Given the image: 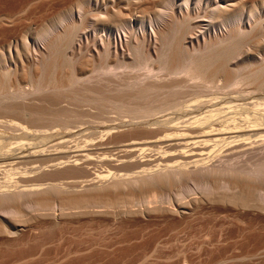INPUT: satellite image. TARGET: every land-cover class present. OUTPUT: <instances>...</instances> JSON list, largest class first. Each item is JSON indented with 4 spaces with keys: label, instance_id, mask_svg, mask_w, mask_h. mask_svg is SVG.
<instances>
[{
    "label": "rangeland",
    "instance_id": "1",
    "mask_svg": "<svg viewBox=\"0 0 264 264\" xmlns=\"http://www.w3.org/2000/svg\"><path fill=\"white\" fill-rule=\"evenodd\" d=\"M216 1L220 0H0V74L2 75L8 69L13 70L14 66L10 58L15 55L14 47L16 45L21 51V57L18 60H21L23 66H27L31 56L33 57V51L36 50V35L51 28L60 17L72 11L76 12L79 7L82 8L80 10L82 16L79 19L77 16L73 17L78 21V27L64 51L63 61L71 60L72 53H76L79 48L95 49L102 41L116 35V32L120 34L122 40L123 36L129 37L131 32L138 35L148 34L152 27L141 26L147 25L150 20L155 19L159 10L169 3L168 6H172L171 8L176 12H179L180 8L183 11L187 8L190 12H198L199 15L206 16V11ZM227 5H230L235 12L243 13L244 21L255 12L262 18L261 25L247 28L238 41L230 46L227 55L221 53L214 58L216 60L226 55L223 57L225 67L229 69L243 68L264 56V0H228ZM108 11L114 14V19L103 23L104 13ZM126 20L131 22V27H119ZM199 20H202L201 25L192 27L190 34L188 33L187 38L185 37V43L201 39L202 35L210 31L211 28L207 27L208 19L199 18ZM133 25H139V27H133ZM26 46L30 47L27 48L30 49L28 51H31L30 53L27 52ZM87 59L90 60L86 56L77 64L64 63L63 69L61 72L59 71L58 75L59 79L61 78L60 81L66 79L64 81L67 84L69 75L75 71L78 78H82L83 81L88 77L91 78L87 79L93 81H90V87L80 84L82 86L74 85L75 87L65 88L64 91L68 89V92L65 91V93L57 94L58 92H56L31 96L25 101L20 99L5 100L8 104L6 107H21L22 105L28 108L32 114L28 121L18 118L14 121L33 130L52 128L50 134L42 141L43 144L49 142L51 145L57 144L58 138H53L64 136L71 130L75 134L74 139L72 138L73 143H76V140L79 146L87 145L89 142L86 141L91 139L92 143L87 146L100 143L104 148L109 141L123 142L131 136H138V133L132 132L133 134L130 133L129 136L126 133V137L122 134L123 136L120 135L115 139L113 138L117 136H113L110 140L109 135L98 132L95 124L101 123V120L102 122L107 120V124H117L122 119L123 121L127 120L125 118H128L130 114L140 115L152 108L156 111L163 110L159 115L164 113L166 115L167 111L173 109L169 114L167 112V116L174 122H178L175 118L179 112L171 107L178 100H184V105L186 103L193 105L196 98L211 101L207 103L206 107L200 108L198 105L191 107V104L190 107H187L188 104H186L189 116L179 119L180 121L191 118L190 121L193 122L197 118L200 119L206 114H210L213 109L215 111L212 113V120H226L229 117L242 119L244 115L240 114L246 110L240 107L263 108L258 104L264 102V93L256 90L254 86H248L242 90L233 88L231 84L227 83V76L224 73L219 75L218 81L213 87H206L183 77L160 75L156 80L143 79L142 77L146 73L144 71L135 74L132 72L131 76L125 74L128 76L125 78L123 73L129 71L118 70L119 72L123 71L122 74H119L118 71L116 74L123 75L122 78L120 77L122 80L126 79L123 82L115 75H112V78L115 79L110 78L111 75H101L99 69L96 68L97 72L93 68V62L90 63L91 61L89 62ZM108 61L112 63L113 57L108 58ZM17 68L19 69L21 66L17 65ZM95 73H99V76ZM63 76L64 78H62ZM129 77L132 78V82L136 81L132 89L119 95L113 93L114 97L120 98L123 102V106L117 109L108 102L113 97L111 90L115 85L122 86L130 82L131 78L129 79ZM101 78L103 81L99 80ZM116 80L121 83H117ZM30 83L29 72L19 69L18 73L5 79L3 88H7L2 90V94L6 97L11 93H17L22 88L25 91L28 88L31 90L32 84L30 85ZM66 84L67 87L68 84ZM58 101H61L60 105ZM216 111L217 114H215ZM4 113L10 112L1 111L0 115H4ZM194 117L197 118L194 119ZM81 119L83 120L81 121ZM74 121L78 123L75 124ZM79 121L81 122L79 123ZM79 127H83L80 129L82 132H78ZM53 131L55 132L52 133ZM104 135L105 137H102ZM0 137L14 146L26 143V138H29L24 132L13 131L3 125H0ZM85 138L86 141H84ZM257 152L258 150L253 151V153ZM216 154L209 156V161L205 160V162L211 164L214 155L218 157ZM103 155L101 156L103 157ZM93 156L89 160L91 163L88 161L87 164H84L85 166L90 165V167L86 168L84 165L80 166L81 168L78 167L81 171L72 166H63L60 171L59 169L51 170L48 167L49 163H46L48 169L42 165L45 171L44 174H38L41 182L37 183L48 184L59 177L61 179L66 177L62 180L63 183L67 179L78 182L81 180L83 183L80 181V187L76 189L85 190L87 188L83 189V187L89 184L84 182L85 179L86 181L88 179L96 180L94 174H104L109 169L107 163H118L113 156L107 160L106 157L109 156L106 155H104L105 158L99 154H96V157ZM243 163L240 162L236 166L241 167L245 164ZM254 163H257V157L249 158L246 162V164ZM103 165H106V170ZM128 167L120 168L122 172L119 170L118 173L127 172L133 166ZM133 170L136 171V169ZM109 171L113 173L116 170ZM29 176L33 175L29 174ZM111 177L114 179L113 174L107 178L108 182L112 181ZM59 179L56 181L58 182ZM92 182L95 183V181ZM99 182L95 185L101 184ZM188 184L191 185V183ZM177 187H169V191L167 188L163 191L155 189L153 192L149 191L147 197L140 193V197H136L138 201L135 200L129 208L120 207L111 210L112 212L95 208L87 210V212H74L68 216L69 214L64 215L66 212L56 206L51 212H47L48 215L46 212V215H43L44 213L38 216H36L37 214L26 215L24 220L27 221L23 220L24 223H20V227L14 233H0V264H264V210L258 208L259 206L256 207L259 203L256 204L254 200L255 202L251 203L254 206H235L218 200L214 201L215 199L209 200L208 197L202 195L201 189L194 186L191 187L190 192L186 193L180 191L182 188ZM92 192L89 191V193ZM94 192L97 193L96 190ZM180 192L182 195H178Z\"/></svg>",
    "mask_w": 264,
    "mask_h": 264
},
{
    "label": "bare ground",
    "instance_id": "2",
    "mask_svg": "<svg viewBox=\"0 0 264 264\" xmlns=\"http://www.w3.org/2000/svg\"><path fill=\"white\" fill-rule=\"evenodd\" d=\"M227 3L228 0L214 2L208 10L206 9V16H201L198 12H190L187 8L184 11L180 8V11L176 12L171 8L172 6H168L169 3L159 10L155 19L150 20L147 25L143 24L141 26L152 27L148 34L138 35L131 32L130 38L123 36L124 39L122 40L120 34L116 32V35L102 41L95 49L79 48L76 53H72L71 60L63 61L64 51L78 27V21L74 20L73 17L77 16L79 19L82 16V11H80L82 8L79 7L76 12L72 11L60 17L51 28L36 35V50L34 49L33 57L31 56L27 66H23L21 60H18L21 57V51L17 48L18 45L14 47L15 55L13 58L10 56V61L14 66L13 70L8 69L2 75L0 74V112H10L0 115V125L13 131L20 130L29 138H26V143L14 146V144L0 137V233L12 234L20 227L19 224L23 222L26 215L37 214L36 216H38L43 213V215H46L56 206L66 212L64 215L69 214L68 216L74 212H87V210L95 208L110 211L120 207L129 208L135 200L138 201L136 197H140V193L142 196H146L149 191L153 192L155 189L163 191L165 188L168 190L169 187L174 186L182 188L180 191L184 193L190 192L189 190L194 186L201 189L202 195L208 197L209 200L215 199L214 201L218 200L235 206H254L251 203L255 200L256 204L259 203V205L255 204L256 207L259 206L258 208L264 210V102L258 104V106H263L262 109H256L253 106L251 108L240 107L246 110L240 114L244 115L242 119L229 117L226 120H212V113L215 111L213 109L210 114H206L207 116L205 115L200 119L194 117L197 121L193 118V122L190 121L191 118L180 121L181 118L189 116L185 105L188 104V107L191 103L184 105V100H178L173 105L170 104L172 108H175L174 110L180 113L176 115V118L174 117L178 122H174L167 116L168 111L166 115L165 113L159 115L163 110L156 111L152 108L147 109L140 115L128 114V118H125L127 120L116 121L117 124H107V120L103 122L101 120V123L95 124L99 130L97 131L109 135L110 140L113 136H117L113 138L115 139L122 134L126 137V133L127 136L130 133L133 134L132 132L138 133V136H131L123 142L106 139L109 143L106 141L107 144L105 143L106 147L104 148L101 147L103 144H94L95 140H93L94 145L87 146L92 143L90 138V141L84 139V141L89 142L86 143L87 145H82L85 147L79 146L76 140V143H73L72 138L75 134L71 130L64 136L53 138H58L57 144L51 145L50 142L43 144L42 141L50 134L52 128L33 130L24 127L14 120L18 118L19 120L26 121L27 119L28 121L32 115L28 108L22 105L21 107H6L8 105L6 101L9 100L20 99L25 101L31 96L56 92H58L57 94L65 93L69 87L79 86L80 84L90 87V81L92 80L87 79L91 78L85 79L83 77L85 79L83 81L82 78H78L75 71L69 77L66 76L68 77V85L64 81L66 79H62L64 82L60 81L61 78L59 79L58 75L59 71L61 72L63 69L64 63L77 64L86 56L90 58L87 61L93 62L95 70L96 68L99 69L101 75H111L110 78H112V75L117 78L118 70L129 71L123 73L125 78H128L127 74L133 75L132 72L135 74L144 71L146 77L143 76V79L156 80L160 75H167L183 77L206 87H213L218 81L219 75L224 73L227 76V83L231 84V87L242 90L245 87L254 86L256 90L264 93V56L243 68L229 69L225 67L223 62V57L228 54L230 46L238 41L247 28L261 25L262 18L255 12L249 15L247 19L245 18L246 21H244L243 13L235 12ZM104 16L103 23L114 19V14L109 11L104 13ZM199 18L208 19L207 27L211 28L210 31L202 35L201 39L185 43V37L188 33L190 34L192 27L201 25L202 20H199ZM119 27H131V22L126 20ZM133 27H139V25H133ZM24 44L23 40V46ZM28 47L26 46L27 52L30 50L27 49ZM221 53L226 55L214 60ZM111 56L113 57L112 63L108 61ZM17 65L21 66L19 68L21 71L29 72L30 85L32 84L30 87L32 88H30L31 90L26 89L27 91L22 88L17 93L11 94L7 91L9 95L5 97L2 94V90L7 88H3L5 79L18 73ZM120 72L119 74H122ZM99 73H95V75L99 76ZM118 77L122 78L123 75ZM102 78L99 80L103 81ZM116 81L121 83V81ZM135 83L136 81L132 82L131 78L130 82L122 86L115 85L117 87L111 90L112 95L113 93L123 94L125 91L132 89ZM65 88L68 89L64 91ZM108 102L117 109L123 106L121 99L114 97V95ZM210 102L208 99L198 100L196 98L191 107L194 105H198L199 108L206 107L207 103ZM60 103L61 101H58L59 105ZM100 114L102 115V113ZM215 114H217V111ZM83 125L85 126V124ZM81 128L83 127L78 128V132L81 131ZM93 133L95 132L93 131ZM105 135L102 137H105ZM99 140L102 142L101 139ZM255 150H258V152L253 153ZM214 153H217L216 156L218 157L214 155L213 159H218L213 160L211 164H207L208 162H205V160L209 161V156ZM96 154L109 156L106 157V160L113 156L118 161L117 164L107 163V165L109 164L107 174H105V171L104 174H94L96 180L98 179L97 182H101V184L98 183L99 185H95L96 180L88 179L86 181V179H82L89 184H85L86 187H83V189H87L81 190L83 191L81 192L76 189L80 187L79 182L81 180L78 182L77 180L69 181L67 179L68 182L64 181L63 183L62 180L66 178L64 175L62 176L63 179L58 176L61 179L60 181L57 178L59 179L58 182L55 179L48 184L37 183L41 182L38 174H44L45 171L42 165L46 166L49 163V166H47L51 170L59 169V171L62 170L60 168L63 166L78 168L87 164L91 160V156L96 157ZM254 157H257V163L246 164L249 158ZM240 162L245 164L243 163V166L237 167L236 165ZM47 166L45 168L48 169ZM87 166L85 167H90V165ZM103 166L106 170V165ZM122 166L133 167L127 172L118 173ZM113 169L117 172L111 173L109 171ZM133 169H136V171ZM29 174L33 176H29ZM112 174L114 179L111 177L112 181L108 182L109 179L107 180V178ZM14 175H16V178ZM92 181H95V183L93 184ZM81 183L83 182L81 181ZM188 183H191V185ZM90 190L93 192L89 193ZM178 195H182V192Z\"/></svg>",
    "mask_w": 264,
    "mask_h": 264
}]
</instances>
